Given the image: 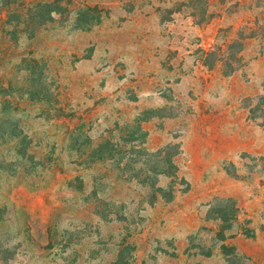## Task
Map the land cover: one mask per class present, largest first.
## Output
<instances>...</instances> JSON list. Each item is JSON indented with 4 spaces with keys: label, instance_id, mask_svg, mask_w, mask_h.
Listing matches in <instances>:
<instances>
[{
    "label": "rangeland",
    "instance_id": "obj_1",
    "mask_svg": "<svg viewBox=\"0 0 264 264\" xmlns=\"http://www.w3.org/2000/svg\"><path fill=\"white\" fill-rule=\"evenodd\" d=\"M0 86V264H264V0H0Z\"/></svg>",
    "mask_w": 264,
    "mask_h": 264
},
{
    "label": "trees",
    "instance_id": "obj_2",
    "mask_svg": "<svg viewBox=\"0 0 264 264\" xmlns=\"http://www.w3.org/2000/svg\"><path fill=\"white\" fill-rule=\"evenodd\" d=\"M237 45H240V46H238V48L235 49V46H237ZM241 47H242L241 42L237 39H234L229 44H227L226 49L228 52V54H227L228 56H222V58H221V61L225 62L224 65L230 66V69L227 70L225 73H231L234 71V69L236 67L235 63H237V61H239V59H240L239 56L237 55V53L239 52V49H241ZM1 91H2V86H0V93H1ZM173 146H175V144L168 145L169 148H171ZM157 155H158V153H157ZM162 162L165 163L167 168H169V167L173 168L174 167V165L172 164V162L169 158H168V160L164 159ZM167 174H169V173H167ZM158 189H159V191H162L161 188H158Z\"/></svg>",
    "mask_w": 264,
    "mask_h": 264
}]
</instances>
